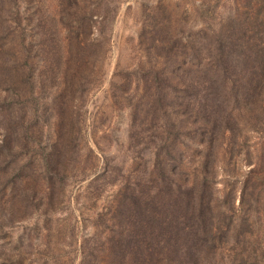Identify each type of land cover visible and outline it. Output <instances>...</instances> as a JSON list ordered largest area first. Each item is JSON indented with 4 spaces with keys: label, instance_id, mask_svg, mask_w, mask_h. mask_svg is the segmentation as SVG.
Wrapping results in <instances>:
<instances>
[{
    "label": "rangeland",
    "instance_id": "obj_1",
    "mask_svg": "<svg viewBox=\"0 0 264 264\" xmlns=\"http://www.w3.org/2000/svg\"><path fill=\"white\" fill-rule=\"evenodd\" d=\"M0 264H264V0H0Z\"/></svg>",
    "mask_w": 264,
    "mask_h": 264
}]
</instances>
